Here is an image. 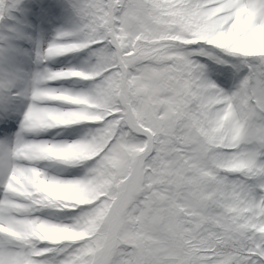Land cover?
I'll use <instances>...</instances> for the list:
<instances>
[{
    "label": "snow or ice",
    "instance_id": "6c2138e0",
    "mask_svg": "<svg viewBox=\"0 0 264 264\" xmlns=\"http://www.w3.org/2000/svg\"><path fill=\"white\" fill-rule=\"evenodd\" d=\"M58 7L0 0V264H264V0H75L76 27L35 56L89 48L88 67L28 70V17ZM230 63L248 71L226 90L210 64ZM73 77L93 83L46 84Z\"/></svg>",
    "mask_w": 264,
    "mask_h": 264
},
{
    "label": "rangeland",
    "instance_id": "374dc122",
    "mask_svg": "<svg viewBox=\"0 0 264 264\" xmlns=\"http://www.w3.org/2000/svg\"><path fill=\"white\" fill-rule=\"evenodd\" d=\"M75 1V0H74ZM24 3L31 6L33 0H23ZM50 3L59 5L56 12L52 14L44 23L37 25L31 16L28 17L27 33L30 38L24 39L26 43L19 42L20 47L24 50L25 55L23 56L26 67L29 70L35 71L42 67H47L50 69H61V68H78L85 69L88 67L89 58V48L80 49L78 51L69 52L63 55H57L51 57L47 60L41 61L34 68L32 63L36 62L35 52L37 47H46L47 43L52 40L57 30H68L72 31L77 23L78 18L75 16L70 0H49ZM66 39H75V37H69ZM3 42L0 41V44ZM241 58L238 56H233L230 58L232 63H238ZM212 71L210 72V78L213 79L220 87L226 90L231 89L235 83L242 78L246 72L247 68L241 67L239 69L233 68L231 63L225 65L210 64ZM49 87H54L58 89H66L71 92L86 91L92 85L93 80H85L83 78H67L59 79L55 81L47 82ZM44 105L53 107H69V102L62 101H51L46 100L42 102ZM96 122H77L66 126H56L53 128L45 129L39 131L40 135L35 137V139L43 140H57V141H73L82 138L90 128L96 127ZM52 162L49 161H39L35 162L34 166L41 167L42 170L46 171L50 175H58L60 178H73L79 177L84 174L85 165L82 168H76V165L66 166L56 164L55 167H48ZM76 168V169H73ZM81 170V171H80ZM83 170V171H82ZM81 172V173H80ZM83 172V173H82ZM51 208L41 209L40 211L34 213L41 218L49 219L52 222H63L67 223L69 221L60 219L54 213Z\"/></svg>",
    "mask_w": 264,
    "mask_h": 264
},
{
    "label": "bare ground",
    "instance_id": "6f19581e",
    "mask_svg": "<svg viewBox=\"0 0 264 264\" xmlns=\"http://www.w3.org/2000/svg\"><path fill=\"white\" fill-rule=\"evenodd\" d=\"M21 43H26V41H24V40H21ZM23 60H24V58H23ZM24 62H25V60H24ZM39 61L36 59V62L35 61H33V63L35 64L36 63V66H37V63H38ZM25 67H27L26 66V62H25ZM28 68V67H27ZM29 70V69H28ZM32 71V70H31ZM46 84H47V86H48V83L46 82ZM43 104V103H42ZM38 135H40V133L39 132H37V133H33V134H30V138H35V137H37Z\"/></svg>",
    "mask_w": 264,
    "mask_h": 264
},
{
    "label": "trees",
    "instance_id": "16d2710c",
    "mask_svg": "<svg viewBox=\"0 0 264 264\" xmlns=\"http://www.w3.org/2000/svg\"><path fill=\"white\" fill-rule=\"evenodd\" d=\"M73 1V0H72Z\"/></svg>",
    "mask_w": 264,
    "mask_h": 264
}]
</instances>
